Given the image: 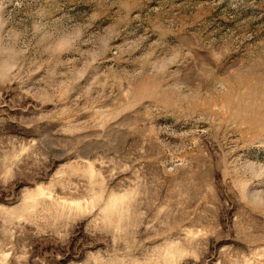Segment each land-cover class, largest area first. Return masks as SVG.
<instances>
[{
  "label": "rangeland",
  "instance_id": "rangeland-1",
  "mask_svg": "<svg viewBox=\"0 0 264 264\" xmlns=\"http://www.w3.org/2000/svg\"><path fill=\"white\" fill-rule=\"evenodd\" d=\"M0 264H264V0H0Z\"/></svg>",
  "mask_w": 264,
  "mask_h": 264
}]
</instances>
